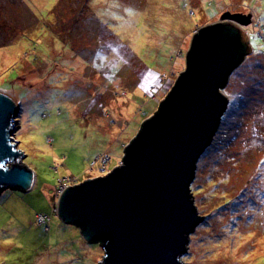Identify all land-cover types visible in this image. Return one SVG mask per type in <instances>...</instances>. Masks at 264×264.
I'll list each match as a JSON object with an SVG mask.
<instances>
[{
	"label": "rangeland",
	"instance_id": "1",
	"mask_svg": "<svg viewBox=\"0 0 264 264\" xmlns=\"http://www.w3.org/2000/svg\"><path fill=\"white\" fill-rule=\"evenodd\" d=\"M227 12L250 17L252 51L222 89L230 112L192 184L205 221L182 260L264 264V0H0V89L18 94L13 143L36 174L30 192L0 196V264L102 260L100 243L58 218V195L104 176L97 159L109 155L107 172L121 163L186 70L194 34Z\"/></svg>",
	"mask_w": 264,
	"mask_h": 264
},
{
	"label": "water",
	"instance_id": "2",
	"mask_svg": "<svg viewBox=\"0 0 264 264\" xmlns=\"http://www.w3.org/2000/svg\"><path fill=\"white\" fill-rule=\"evenodd\" d=\"M221 20L194 34L186 70L121 163L58 195L61 222L103 246L98 264H185L191 236L205 221L192 192L198 162L228 108L223 90L252 51L243 30L250 17L227 12ZM6 91L0 89V196L30 192L36 182L26 153L13 143L20 108Z\"/></svg>",
	"mask_w": 264,
	"mask_h": 264
},
{
	"label": "trees",
	"instance_id": "3",
	"mask_svg": "<svg viewBox=\"0 0 264 264\" xmlns=\"http://www.w3.org/2000/svg\"><path fill=\"white\" fill-rule=\"evenodd\" d=\"M260 27H261L262 29L264 28V27L261 26V24H260ZM69 32H70V31H68V34H69ZM259 40H260V39H259ZM260 42L263 44L264 41L261 39ZM263 46H264V44H263ZM263 52H264V51H263ZM263 52H262V53H263ZM227 111H228V110H227ZM228 112H230V111H228ZM223 119H224V117H223ZM144 122H145V121H144ZM142 125H143V124H142ZM141 127H142V126H141ZM20 128H21V127H20ZM20 128H19V129H20ZM131 142H132V141H130L129 143L126 144V148H127V146H128ZM126 148H125V150H126ZM96 163H100V165H101L100 169H101V170H105V172H107V171H108V166H106V165H108V164L110 163V157H109V155H105V156H103L102 158L97 159L96 162H95V164H96ZM95 164H94V165H95ZM101 172H102V171H101ZM109 172H110V171H109ZM107 173H108V172H107ZM72 181H73V180H72ZM74 182H75V180H74ZM62 183H63V182H62ZM68 184H69V185H71V184L74 185V183H72V182H71V183H68ZM79 184H80V183H79ZM192 186H193V185H192ZM57 190H58V189L55 188V192H56ZM192 192H193V189H192ZM193 194L196 196V194H195L194 192H193ZM44 216L47 217V218H49L50 220L48 219L49 221H47V223H42L41 225H46L45 228H46V230L48 231V230L50 229L51 218L48 217V216H46V215H44ZM188 254L191 255V254H192V250H190V252H188ZM188 254H187V255H188Z\"/></svg>",
	"mask_w": 264,
	"mask_h": 264
},
{
	"label": "bare ground",
	"instance_id": "4",
	"mask_svg": "<svg viewBox=\"0 0 264 264\" xmlns=\"http://www.w3.org/2000/svg\"><path fill=\"white\" fill-rule=\"evenodd\" d=\"M225 14V13H224ZM232 14H241V13H236V12H234V13H232ZM246 32V31H245ZM262 36L264 37V33L262 34ZM263 41H264V38H261ZM250 42V41H249ZM250 45H251V43H250ZM251 48H252V46H251ZM179 75V74H178ZM177 75V76H178ZM230 78H231V76H230ZM229 81H230V79H229ZM7 92V94L13 99V100H15L16 101V103L18 102V94H17V92H15V91H13V90H8V91H6ZM224 92V91H223ZM224 94L227 96V94L224 92ZM227 98H228V96H227ZM229 100V99H228ZM18 104V103H17ZM158 111H156L155 113H154V115L157 113ZM226 112H227V110H226ZM225 112V113H226ZM224 116V115H223ZM223 118V117H222ZM148 119V118H147ZM146 119V120H147ZM145 120V121H146ZM42 215V214H41ZM42 216H44V215H42ZM38 221H39V219H38ZM39 224H40V221H39Z\"/></svg>",
	"mask_w": 264,
	"mask_h": 264
},
{
	"label": "built area",
	"instance_id": "5",
	"mask_svg": "<svg viewBox=\"0 0 264 264\" xmlns=\"http://www.w3.org/2000/svg\"><path fill=\"white\" fill-rule=\"evenodd\" d=\"M264 32H262V33H260V37L261 38H264L263 36H262V34H263ZM103 173L105 172V170H101ZM49 218H47V217H45V216H42V215H40L39 216V221H40V224H42V223H47V221H49L48 220Z\"/></svg>",
	"mask_w": 264,
	"mask_h": 264
},
{
	"label": "clouds",
	"instance_id": "6",
	"mask_svg": "<svg viewBox=\"0 0 264 264\" xmlns=\"http://www.w3.org/2000/svg\"><path fill=\"white\" fill-rule=\"evenodd\" d=\"M183 53H181V55H182ZM103 173V172H102ZM104 173H106L107 174V172H104ZM106 174L104 175V176H106ZM64 183V185L66 184L65 182H63ZM66 186V185H65Z\"/></svg>",
	"mask_w": 264,
	"mask_h": 264
},
{
	"label": "flooded vegetation",
	"instance_id": "7",
	"mask_svg": "<svg viewBox=\"0 0 264 264\" xmlns=\"http://www.w3.org/2000/svg\"><path fill=\"white\" fill-rule=\"evenodd\" d=\"M189 50V49H188ZM181 53H183L182 51H181ZM181 53H180V55H181Z\"/></svg>",
	"mask_w": 264,
	"mask_h": 264
}]
</instances>
